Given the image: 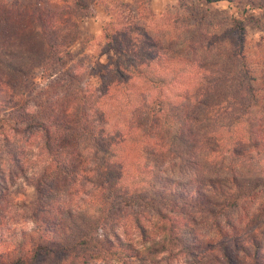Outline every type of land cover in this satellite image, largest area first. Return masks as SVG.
<instances>
[{"label":"trees","instance_id":"trees-1","mask_svg":"<svg viewBox=\"0 0 264 264\" xmlns=\"http://www.w3.org/2000/svg\"><path fill=\"white\" fill-rule=\"evenodd\" d=\"M42 1L0 0V93L11 88L0 101V127L29 146L8 151V171L0 166V204H16L3 186L15 177L17 194L36 192L23 208L32 226L0 231V264H161L178 255L198 264H264V80L259 86L245 54L246 28L256 21L248 8L230 15L228 37L237 35L230 48L224 35L167 19L158 36L127 22L105 26L107 48L119 55L100 80V97L69 63L77 17L92 6ZM38 73L49 75L48 86H34ZM114 96L124 99L114 114L96 111L95 102ZM113 115L116 122H107ZM204 151L249 171L183 170ZM88 164L100 183L73 189ZM163 165H179L182 176ZM79 192L73 206L62 200ZM126 222L140 245L118 233ZM203 225L217 236L202 237Z\"/></svg>","mask_w":264,"mask_h":264},{"label":"rangeland","instance_id":"rangeland-1","mask_svg":"<svg viewBox=\"0 0 264 264\" xmlns=\"http://www.w3.org/2000/svg\"><path fill=\"white\" fill-rule=\"evenodd\" d=\"M32 1L33 0H22V3H30ZM84 1L88 2L90 6H92V9H90L86 15L77 17L79 33L76 42L70 48L72 56L69 63L73 68V73L78 75V83L89 91L92 90L95 92L97 96H100V94L102 95L99 87L101 78L106 75L109 65L119 55L116 49L107 48V39L104 34L105 26L109 25L112 31H114V29L122 26L121 22H127L129 26L132 27V31L134 30L137 33L158 36L160 22H166L167 19L176 26L199 27L203 29L204 32H213L218 34V36L224 35L225 37L223 40L230 48L235 47L237 43V35L228 37L230 15H238L245 7L248 8L249 13L252 14L254 20H256L250 22L246 28L245 54L248 59V65L254 70V74L259 81V86L262 85L261 83L264 80V0H234L233 2L229 0H220L213 3H208L204 0ZM61 2V0H43L42 4L50 3L51 5L57 6L59 3L61 4ZM253 4L257 7L255 10L252 8ZM24 5L26 4H23V6ZM60 73L61 72H51L52 78H58L59 81L62 80L64 77H62V73ZM64 75L66 74L64 73ZM48 76L49 75L45 73H38L35 75L34 81L36 84L34 86L40 89L48 86L49 82H51ZM59 89L54 91L55 95ZM10 90L11 88L8 87L5 92L0 93V101L9 97ZM0 91H2L1 88ZM123 100V98L115 96L105 99L102 97L101 100L94 103V107L98 113L108 109L107 112L110 111L114 114L118 106H121L120 104ZM34 101L38 103L39 99L37 98ZM32 108L36 109V107ZM92 112L94 113V111ZM0 117H3V114H1ZM106 120L107 122H116V117L113 115L110 119ZM7 134L11 137L9 142L6 140ZM25 145V142L21 141L19 138H12L11 132L8 131V129L0 127V166L7 168L8 151H12L14 147H18L20 152H22V148L27 147L26 150H28L29 146L27 145L25 147ZM83 148L86 150L85 152L88 153V146L85 145ZM35 151L37 153V150ZM33 155L31 152H28V158L30 157L33 159ZM190 158L191 156L186 159L189 160ZM194 158L196 160V165L193 164L194 169H192L193 165L188 163L183 166V170L189 168L192 171L194 170L197 174H202L204 176L225 175L232 171H249L247 165H239V162L235 159H231L228 156H219L211 151L197 152ZM164 168L169 174L182 176L179 165H165ZM100 181L97 171L92 170L91 165L88 164L86 171L81 172L79 182L73 189L91 188L99 184ZM21 182V177H15L12 181L3 184V186L8 187L10 194L14 197L16 202V204H9L6 207H2V204H0V231L4 230V233L7 235L14 227L30 228L32 226V222L28 217L24 218L23 208L27 206L26 210L29 209V201L34 198L36 192L33 186H28L25 191L26 195L17 194L16 190L19 188ZM83 192L84 191H81V193ZM79 194L80 192L75 195L64 194L62 200L68 206H73L77 203ZM249 206H252V203H250ZM247 210L248 209H246V211ZM28 212L29 211H27V216H29ZM241 212V215L245 214V212ZM123 225L124 226L118 227L120 236L124 240L140 245L141 236L138 230L133 227V224L126 222ZM199 227L202 237L209 238L217 236L216 231L212 227H204V225ZM239 227L242 229L241 233H243L245 228H242V223L239 224ZM91 264L103 263L97 261ZM161 264H198V260L191 255H178L167 257Z\"/></svg>","mask_w":264,"mask_h":264}]
</instances>
